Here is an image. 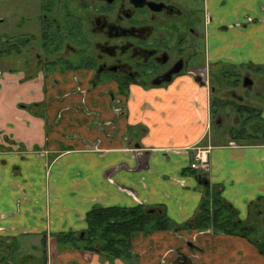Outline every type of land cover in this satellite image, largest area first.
<instances>
[{
    "label": "crops",
    "instance_id": "crops-1",
    "mask_svg": "<svg viewBox=\"0 0 264 264\" xmlns=\"http://www.w3.org/2000/svg\"><path fill=\"white\" fill-rule=\"evenodd\" d=\"M202 3L204 66L264 69V0ZM89 76L0 75V240L17 257L6 264H264L248 238L183 230L205 191L257 230L250 224L264 204V131L255 143L211 145L213 92L193 75L133 86L125 97ZM256 116L264 128V108ZM207 147L208 169L191 170L196 149ZM138 206L163 213L171 228L132 238L126 260L57 242L83 236L93 209Z\"/></svg>",
    "mask_w": 264,
    "mask_h": 264
},
{
    "label": "flooded vegetation",
    "instance_id": "flooded-vegetation-1",
    "mask_svg": "<svg viewBox=\"0 0 264 264\" xmlns=\"http://www.w3.org/2000/svg\"><path fill=\"white\" fill-rule=\"evenodd\" d=\"M8 1L0 0V75L89 74L92 84L115 85L116 92L109 91L112 97L127 96L133 86L153 89L184 74L194 77L203 40L194 30L199 20L184 14L173 0H18L10 9ZM251 21L246 19L247 24ZM196 79L198 84L208 85L213 94H221L226 113L252 118L264 108V102L243 104L234 90L223 92L220 86L211 87L205 79ZM231 85L250 89L253 82L245 76L241 81L234 79ZM231 100L237 102H227ZM241 106L251 112H242ZM116 110L119 112V107ZM215 123L228 128L219 119ZM250 127L251 131L258 129L254 122ZM228 130L242 139L246 129ZM34 154L45 155L42 151ZM0 247L3 255H10L9 242L0 240Z\"/></svg>",
    "mask_w": 264,
    "mask_h": 264
},
{
    "label": "trees",
    "instance_id": "trees-1",
    "mask_svg": "<svg viewBox=\"0 0 264 264\" xmlns=\"http://www.w3.org/2000/svg\"><path fill=\"white\" fill-rule=\"evenodd\" d=\"M222 104L224 105V103ZM241 107L239 109H243L242 112H251L247 107ZM232 135L234 140L242 143L239 142L242 140L240 134ZM247 136L250 137L252 143H255L256 138L253 135ZM87 223L88 228L83 236L79 238L69 234L58 236V244L65 245V248L69 244L68 247L93 251L98 253L102 260L109 263L131 257L130 242L135 236L171 228L170 221L163 213L158 214L142 206L129 209L96 208L88 213ZM183 230H209L213 233L245 237L264 256V235L252 240L250 236L254 235L257 230L242 222L238 218L236 210L218 193L209 194L208 191H205L198 214L183 226Z\"/></svg>",
    "mask_w": 264,
    "mask_h": 264
},
{
    "label": "rangeland",
    "instance_id": "rangeland-1",
    "mask_svg": "<svg viewBox=\"0 0 264 264\" xmlns=\"http://www.w3.org/2000/svg\"><path fill=\"white\" fill-rule=\"evenodd\" d=\"M175 2V5L177 8L183 10L184 14H191L193 18L199 20V22L195 21L194 24V30L198 34L200 33L202 35V43L201 47L199 48V54L198 58L196 57L195 62V74L194 77L205 79L206 83H209L211 87H218L220 86L223 88L224 91L234 90L239 97L243 100V104H250L248 101H253L256 103V105L260 104L258 99L263 98L264 100V69L255 70L252 68H233V67H224V66H214L211 68H207L204 66L203 63V49H204V15H203V3L202 0H195L194 3H190L189 0H173ZM11 4H19L18 0H10L8 1V7L10 9ZM252 23V21L250 22ZM6 27V26H3ZM31 72V71H30ZM231 74L233 76H231ZM227 76V77H225ZM247 76L249 77L253 82V87L250 89H242L240 86L235 89L236 87L232 86V81L236 78H238L240 81L243 80V78ZM223 79V80H222ZM226 87V88H225ZM228 100H230L231 97H226ZM215 100V103L212 107V120H211V128H210V144L216 145V144H223L227 145L230 141L234 140L233 135L234 130L229 131V127L234 128H245L244 136H242V139L245 141H249L250 137L247 135H254L256 132H259V136H262V131H264V128H258L257 131H251L250 124L253 122L255 124H260V121L255 120L257 119V116H254L252 118H247L243 115H235L232 111H228L227 113L223 111L222 102V96L221 94H213L212 100ZM221 102V103H220ZM228 103H235L237 101H227ZM219 103V104H218ZM225 112V113H224ZM229 113V117H227ZM219 119L221 123H225L228 128L219 127L216 125L215 121ZM236 120V121H234ZM256 125V126H257ZM217 126V127H216ZM221 128V129H220ZM237 142L238 140H234ZM240 219V217H239ZM264 204H261L260 206V215L257 217V219L254 220L250 225H254L257 227V233L264 234ZM255 235H257L256 232H254ZM260 236H262L260 234ZM0 259H2L0 262L2 264H6V261L11 258L13 261L16 260V254L5 256L3 255V252L0 247ZM11 256V257H10ZM15 264H23L22 261L15 262Z\"/></svg>",
    "mask_w": 264,
    "mask_h": 264
},
{
    "label": "built area",
    "instance_id": "built-area-1",
    "mask_svg": "<svg viewBox=\"0 0 264 264\" xmlns=\"http://www.w3.org/2000/svg\"><path fill=\"white\" fill-rule=\"evenodd\" d=\"M210 148H198L190 164V169L198 171H206L208 169V154Z\"/></svg>",
    "mask_w": 264,
    "mask_h": 264
},
{
    "label": "water",
    "instance_id": "water-1",
    "mask_svg": "<svg viewBox=\"0 0 264 264\" xmlns=\"http://www.w3.org/2000/svg\"><path fill=\"white\" fill-rule=\"evenodd\" d=\"M140 1H144V0H140ZM196 82H197V83H200L199 79H196Z\"/></svg>",
    "mask_w": 264,
    "mask_h": 264
}]
</instances>
